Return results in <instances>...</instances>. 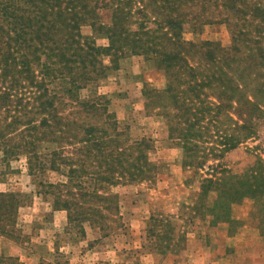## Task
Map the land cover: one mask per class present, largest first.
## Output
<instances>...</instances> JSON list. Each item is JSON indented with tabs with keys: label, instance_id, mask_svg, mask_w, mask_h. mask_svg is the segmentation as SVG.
Wrapping results in <instances>:
<instances>
[{
	"label": "trees",
	"instance_id": "1",
	"mask_svg": "<svg viewBox=\"0 0 264 264\" xmlns=\"http://www.w3.org/2000/svg\"><path fill=\"white\" fill-rule=\"evenodd\" d=\"M105 9L111 14L108 21ZM213 18L230 26L231 47L184 37L187 22ZM86 25L92 34L83 33ZM100 38L107 43L100 44ZM243 46L249 60L257 54L264 78V0H0L4 158L25 154L33 172L38 142L54 143L50 168L67 172L68 179L50 186H66L69 193L58 196L56 208L68 210L71 222L104 228L109 213L118 215L120 208L113 187L152 179L157 164L149 156L151 139L121 144L109 100L104 107L98 101H80V90L119 68L123 57L143 54L166 73L165 88L147 96L151 102L164 99L158 103L160 113L167 119L169 138L184 149L183 165L204 167L213 160L195 212L204 218L211 213L212 224L220 220L232 225L238 221L233 205L250 197L264 219V160L259 158L243 174L231 173L222 161L264 122V79L250 93L245 79L250 65L236 68L233 63ZM76 103L88 118L93 114L100 119L80 122L75 117L79 110L67 111ZM209 141L214 146H206ZM11 199L16 211L19 198L12 194ZM101 200L110 205H100ZM165 226L172 241L176 225L167 219ZM19 260L0 254V264H24Z\"/></svg>",
	"mask_w": 264,
	"mask_h": 264
},
{
	"label": "rangeland",
	"instance_id": "2",
	"mask_svg": "<svg viewBox=\"0 0 264 264\" xmlns=\"http://www.w3.org/2000/svg\"><path fill=\"white\" fill-rule=\"evenodd\" d=\"M110 15L108 9L103 11L104 20ZM214 19L187 22L184 37L196 43L210 40L225 49L231 47L230 26ZM82 31L92 34L89 25ZM98 42L106 44L107 39ZM248 52L243 46L233 63L236 68L250 65V75L245 79L252 93L264 78L257 54L249 60ZM166 85L165 71L153 60L143 54H129L120 60L119 68L80 90V101H98L104 107L109 100L121 144L151 139L149 156L157 164L152 179L113 187L112 191L119 194L120 208L118 215L109 213L104 228L89 221L71 222L68 210L56 208L58 196L67 198L69 193L66 186H50L68 179L67 172L50 168L54 143L38 142L39 158L32 160L33 172L29 156L20 154L5 160L0 147V254L19 257L24 264H264V219L255 212L253 198L233 205L232 216L238 221L232 225L220 220L212 224L211 213L207 211L209 217L204 218L195 212L194 204L213 160L204 167L183 165L184 149L169 138L167 119L160 113L164 99L151 102L147 96ZM72 110L80 111L75 116L80 122L100 119L93 114L88 118L78 103L67 111ZM261 125L254 137L225 153L222 161L231 173L243 174L259 158L264 160V122ZM205 145L214 146V142ZM12 194L19 198L16 211ZM98 203L110 205L108 201ZM167 219L176 225L172 241L165 233Z\"/></svg>",
	"mask_w": 264,
	"mask_h": 264
}]
</instances>
